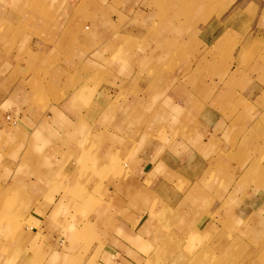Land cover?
<instances>
[{
  "label": "crops",
  "instance_id": "0c3cea01",
  "mask_svg": "<svg viewBox=\"0 0 264 264\" xmlns=\"http://www.w3.org/2000/svg\"><path fill=\"white\" fill-rule=\"evenodd\" d=\"M259 45L264 0H0L11 263L157 264L190 236L220 261L258 256Z\"/></svg>",
  "mask_w": 264,
  "mask_h": 264
},
{
  "label": "rangeland",
  "instance_id": "374dc122",
  "mask_svg": "<svg viewBox=\"0 0 264 264\" xmlns=\"http://www.w3.org/2000/svg\"><path fill=\"white\" fill-rule=\"evenodd\" d=\"M263 46L264 45H262V47H260V45H259L258 48H263ZM100 192H101V190H100ZM17 202L15 201L13 208L18 209V212H17L18 215H15V216L20 217L19 212H20V209L22 208V205L19 202L18 203ZM8 206H10V204H8ZM14 217L12 216L11 218L13 219ZM24 218H26V217L24 215H21V219H24ZM74 220H75V217L74 216L71 217V221L68 223L66 231H67V229H70V228L71 229L76 228V227H77V229L80 228L79 225L77 226L76 223H74ZM8 221H9V219H8ZM14 222H15V220H14ZM29 224H30V221H29ZM32 225L35 226L34 222H31L30 226H32ZM13 230H14V226L11 227V235L13 234L12 233ZM0 235H3L6 237V233L1 232ZM246 238L248 239V243H250V241L254 240L253 237H252L253 239L249 236H247ZM262 238L264 239V237H262ZM262 238H260L259 240L261 241ZM10 240H12L11 241L12 244L9 243L8 238L6 240L8 252H5V249L3 248V251L0 255L1 260L3 258L4 259L6 258L7 260H10V261L6 260L5 262H3L1 264H13V263H11V261L14 258L11 256H13V254H15V251L13 250V246L11 247V245H14L15 240H13V239H10ZM186 240L190 246H188L186 248H177L175 250H173L172 248L171 249H165V250H163V252L161 254L159 253V257L157 258V262H158L157 264H264V248L260 249V251H263V252L261 253L259 251L258 256H257L255 251L251 252L250 249H248L245 253H242V255L236 257L235 258L236 260L234 258H231L227 261H223V260L220 261V259L217 257L213 258L212 257L213 254L209 253L208 250H205V249H202V247H199L201 245H200V242L197 241V239H193L190 236V238H188ZM262 243H264V240ZM192 245H194V246H192ZM195 245H197V246H195ZM47 249L48 248H46V247L42 248L40 250V252H42L41 253L42 255L41 254L40 255L41 256L45 255V252H48ZM77 250H80L79 247L70 248V252H72L73 255H75V253H78V256L81 259L87 258V255L85 253H83L81 250L80 251H77ZM41 256H39V257H41ZM184 257L186 260H183ZM4 259H3V261H4ZM74 260H75V257L73 256L72 262H74ZM182 260H183V262H182ZM32 264H35V263H32ZM146 264H153V263L148 262Z\"/></svg>",
  "mask_w": 264,
  "mask_h": 264
},
{
  "label": "bare ground",
  "instance_id": "6f19581e",
  "mask_svg": "<svg viewBox=\"0 0 264 264\" xmlns=\"http://www.w3.org/2000/svg\"><path fill=\"white\" fill-rule=\"evenodd\" d=\"M11 1V0H10Z\"/></svg>",
  "mask_w": 264,
  "mask_h": 264
}]
</instances>
